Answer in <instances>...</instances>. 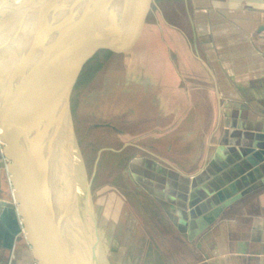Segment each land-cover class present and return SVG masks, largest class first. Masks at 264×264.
<instances>
[{
  "label": "crops",
  "instance_id": "0c3cea01",
  "mask_svg": "<svg viewBox=\"0 0 264 264\" xmlns=\"http://www.w3.org/2000/svg\"><path fill=\"white\" fill-rule=\"evenodd\" d=\"M190 3L196 49L174 51V63L170 51L147 54L154 79L146 92H157L150 101L155 111L143 119L149 135L171 136L177 121L167 129L168 119L182 121L184 104H205L207 113L216 111L206 118L210 124L175 134L190 137V157L183 140L177 145L174 139L164 156L128 142L101 149L97 162L108 151L119 158L117 166L126 160L131 174L123 171L115 190L120 209L134 217L127 224L141 247L137 264H264V0ZM137 55L127 54V69ZM168 104L177 116L168 115ZM135 119L130 115L128 124ZM131 148L145 154L126 155ZM8 164L0 141V213L3 203L15 205ZM9 245L1 238L0 264H37L24 233Z\"/></svg>",
  "mask_w": 264,
  "mask_h": 264
},
{
  "label": "water",
  "instance_id": "95a60500",
  "mask_svg": "<svg viewBox=\"0 0 264 264\" xmlns=\"http://www.w3.org/2000/svg\"><path fill=\"white\" fill-rule=\"evenodd\" d=\"M110 1L108 16L99 0H0V141L15 203H3L0 240L24 233L37 264H109L70 95L132 0Z\"/></svg>",
  "mask_w": 264,
  "mask_h": 264
},
{
  "label": "rangeland",
  "instance_id": "374dc122",
  "mask_svg": "<svg viewBox=\"0 0 264 264\" xmlns=\"http://www.w3.org/2000/svg\"><path fill=\"white\" fill-rule=\"evenodd\" d=\"M110 2L99 0V4L94 5L102 7L105 15L110 16ZM194 10L190 0H132L123 23L111 39L87 61L73 86L70 95L72 121L88 176L93 178L96 231L109 264H137L135 259H141V247L138 243L137 246L134 244L136 231L133 228L129 230L130 225L127 224H132L134 217L128 210L120 209V198L115 190L123 171L125 175L131 174L126 160L122 162L121 168L117 166L119 158L111 156L113 153L108 151L103 153V161L97 162L100 150H118L131 142L164 156L165 148L175 139L177 145H181L183 140V154L190 157L192 142L185 143L186 138L189 140L190 137L183 135L175 138V134H186L191 128L207 127L210 121L206 118L216 113L210 108L207 113L205 104L189 108L184 104L182 121H166L167 129L177 121L176 130H168L173 134L166 137L158 133L149 135L151 130L147 128L148 121L143 119L155 111L151 108L150 101L157 92V89L154 94L146 92L149 80L154 79L147 69V54L150 51H170L167 58L174 63L177 60L174 51L196 49L193 34ZM133 51L141 55L133 58L136 60L130 63L133 67L127 69L126 57L127 54L131 56ZM127 77L131 78L134 85L133 93L128 97L123 94ZM167 108L169 116H177L174 105L168 104ZM132 114L138 119H135V124H128ZM161 128H164V124ZM144 154L138 148H131L126 153L137 158Z\"/></svg>",
  "mask_w": 264,
  "mask_h": 264
},
{
  "label": "bare ground",
  "instance_id": "6f19581e",
  "mask_svg": "<svg viewBox=\"0 0 264 264\" xmlns=\"http://www.w3.org/2000/svg\"><path fill=\"white\" fill-rule=\"evenodd\" d=\"M120 5V0H117L116 2H115V6H116V8L118 7ZM51 164H49V171H50V173H53L54 171L52 170L53 169V162H50ZM56 170V169H55ZM54 183V182H53ZM53 185V184H52ZM53 188H54V191H55V193H57V189L55 188V186L53 185ZM58 194V193H57ZM56 194V195H57Z\"/></svg>",
  "mask_w": 264,
  "mask_h": 264
}]
</instances>
